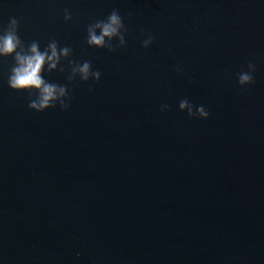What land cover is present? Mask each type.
Segmentation results:
<instances>
[{"label":"water","instance_id":"1","mask_svg":"<svg viewBox=\"0 0 264 264\" xmlns=\"http://www.w3.org/2000/svg\"><path fill=\"white\" fill-rule=\"evenodd\" d=\"M113 10L124 42L89 46ZM10 18L71 51L43 112L0 57V264H264V0H0Z\"/></svg>","mask_w":264,"mask_h":264},{"label":"clouds","instance_id":"2","mask_svg":"<svg viewBox=\"0 0 264 264\" xmlns=\"http://www.w3.org/2000/svg\"><path fill=\"white\" fill-rule=\"evenodd\" d=\"M65 20L70 19V15L65 13ZM95 28H99L100 34L97 35L94 31ZM127 31L123 24L120 14L113 10L106 20H101L91 24L87 27V40L86 43L89 46L104 47L105 37L111 38L118 36L121 43L124 42V35L121 32ZM18 21L16 18H10L8 25L0 30V57H13V67L10 70L8 77V86L13 91L27 92L29 96L35 93V98L31 99L28 103V108L35 112H43L45 109L55 107L59 104L61 109L67 108L65 103V97L67 96V90L64 86H58L54 83L46 82L41 72L45 63L48 64L49 71L56 67L60 57H67L71 49L68 47L60 48L56 41L48 43L44 51L39 50V44L36 41L31 42L27 48L18 36ZM152 42V37L144 40L143 47H148ZM112 49L109 48V51ZM50 52V54H49ZM248 71L241 72L238 75V84L243 87L253 82L252 72L255 70L253 64H248ZM80 73V80L87 81L89 76L94 81H98L100 78L99 71H92L89 62H84L78 65L77 69ZM179 107L181 110L188 108V115L194 114L201 119L207 118L209 113L203 106L197 107L195 113L192 111V106L189 102L181 100Z\"/></svg>","mask_w":264,"mask_h":264}]
</instances>
